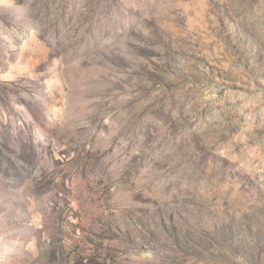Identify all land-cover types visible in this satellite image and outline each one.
I'll return each instance as SVG.
<instances>
[{"label":"rangeland","instance_id":"obj_1","mask_svg":"<svg viewBox=\"0 0 264 264\" xmlns=\"http://www.w3.org/2000/svg\"><path fill=\"white\" fill-rule=\"evenodd\" d=\"M0 264H264V0H0Z\"/></svg>","mask_w":264,"mask_h":264}]
</instances>
